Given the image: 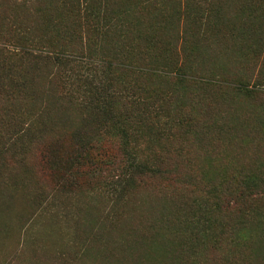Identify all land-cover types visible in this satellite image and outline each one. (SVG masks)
I'll list each match as a JSON object with an SVG mask.
<instances>
[{"label": "trees", "instance_id": "trees-1", "mask_svg": "<svg viewBox=\"0 0 264 264\" xmlns=\"http://www.w3.org/2000/svg\"><path fill=\"white\" fill-rule=\"evenodd\" d=\"M72 2L74 7H64L51 21L36 18V13H43L38 0H0V44L3 50L11 49L10 69L4 63L0 71L13 73L6 86L0 77V88H5L4 99L43 95L90 109L99 121L89 135L50 124L36 137L0 147V158L17 159L36 150L55 188L72 186L81 171L91 168L95 173L103 167L105 187L113 196H124L127 186L137 192L156 190L171 203L170 216L161 214L158 225L174 234V250L178 247L186 254L179 261L209 260L208 250L223 262L258 260L250 237L255 225L264 228V170L252 173L230 166L228 175L199 181L206 156H219L225 145L238 146V134L248 139L249 131L241 124H222L221 97L217 91L213 97L205 93L218 90L222 82L199 63L203 64L204 47L213 45L221 53L232 46L239 51V39L250 27L264 29V0H150L161 12L162 29H167L166 36L160 33L156 44L161 46L155 45L152 55L149 50L133 53V43L108 24L112 12H117L114 21L127 14L121 5L109 0ZM229 7L230 17L238 22L224 18L223 9ZM261 67L260 63L259 78L250 84V75L232 74V84L244 89L246 98L263 93ZM158 73L171 76L165 85L175 91L173 96L163 98L152 91L149 82ZM178 91L189 94L187 101L179 99ZM84 123L83 116L79 124ZM225 130L230 134L223 138ZM196 167L201 168L199 174ZM210 170L223 171L218 166Z\"/></svg>", "mask_w": 264, "mask_h": 264}, {"label": "rangeland", "instance_id": "rangeland-1", "mask_svg": "<svg viewBox=\"0 0 264 264\" xmlns=\"http://www.w3.org/2000/svg\"><path fill=\"white\" fill-rule=\"evenodd\" d=\"M39 1L43 11L42 14L36 13L39 20L56 21L60 10L66 7L65 11H68L74 7L72 0H41V5ZM105 1L101 0V3ZM109 1L128 11L117 16L115 21L117 12L115 15L112 12L107 18L110 27H114L124 40L133 43L132 52L136 55L137 49L154 54L157 51L155 45L159 46L158 49L161 46L156 44L160 33L167 35L166 27L162 29L158 8L151 5L150 0ZM227 5L222 4L223 7ZM230 6L235 4L230 3ZM111 7L115 8L114 5ZM223 10L224 18L233 19L230 17L231 7ZM235 19L233 21H239V18ZM239 40L245 44L239 51L232 46L222 49L221 53L213 45L204 47L203 64L199 63V66L207 74H216V80L222 82L218 90L205 91L212 97L217 91L221 97L218 102L221 103L222 124L248 127V139L239 133L238 146L225 145L219 156H206V166L200 171L203 177L199 181H213L220 173L228 175L230 166L249 168L252 173L264 170V88H260L263 93L249 99L244 96V89L234 86L231 80L234 72L242 77L250 75L249 84L254 77L259 78L258 65H264V29L252 26ZM10 52L11 49L6 47L3 50L0 44V65L5 63L9 69ZM259 72L264 74V67ZM12 74V71H0L2 85L6 86L13 79ZM170 79V75L159 73L152 77L149 83L156 96L165 98L175 94L165 85ZM2 89L0 147L19 138L36 137L50 124L74 128L78 135H89L99 121L100 116L92 115L90 109L60 103L43 95L4 99ZM178 93L179 99L187 101L189 94ZM29 108L34 110L29 111ZM83 116L85 123L79 124ZM226 130L223 138L230 134ZM241 136L245 139L240 144ZM17 156V159H11L10 155L0 158V264H244L223 262L213 257L210 250L205 257L210 255L209 260L204 261L202 257L198 263L186 259L179 261L186 254L179 253L178 247L174 250V234L158 225L161 214L170 216L171 203L154 189L137 192L127 186L122 190L124 196H113L105 187L103 167L94 170L98 173L90 171L91 168L81 171L74 177L72 186L55 188L50 174L42 171L36 150ZM3 160L8 163L3 164ZM212 165L223 171L215 174L210 170ZM201 168L196 167L198 174ZM113 190L119 192L120 188ZM212 216L213 213L208 218L211 220ZM260 228L255 225V234L250 237L254 249L252 255L259 257L251 264H264V228Z\"/></svg>", "mask_w": 264, "mask_h": 264}]
</instances>
